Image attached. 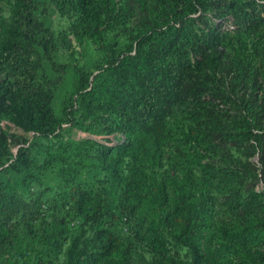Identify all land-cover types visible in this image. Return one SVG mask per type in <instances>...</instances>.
I'll list each match as a JSON object with an SVG mask.
<instances>
[{
    "label": "trees",
    "instance_id": "obj_1",
    "mask_svg": "<svg viewBox=\"0 0 264 264\" xmlns=\"http://www.w3.org/2000/svg\"><path fill=\"white\" fill-rule=\"evenodd\" d=\"M74 1L79 36L103 46L109 58L103 70L112 72L116 84L121 79L124 90L129 85L126 101L119 104L112 95L109 103L130 138L118 147L102 146L99 168L107 178L101 182L115 189V205L105 198L110 194L105 186L73 194L72 212L90 234L82 231L72 239L64 264H127L138 246L153 254L151 264H264V211L206 232L215 217L218 182L246 190L264 184V0ZM36 9L35 0H23L17 29L2 40L0 74L5 67L10 73L0 83V98L17 99L18 124L50 136L57 124L54 94L37 81L42 66L31 61L36 45L58 65L50 51L54 33ZM228 17L235 22L232 30L213 20ZM3 21L0 9V28ZM115 26H123L128 38L123 51L107 44L106 34ZM75 70L76 95L91 107L107 85L89 89L90 75ZM173 108L186 118L157 125ZM136 125L147 138L141 145L131 137ZM24 208L33 216L39 205ZM116 209L126 217L127 239L106 237L101 226L119 218ZM11 220L13 214L7 224ZM5 241L0 233V245ZM221 247L225 252L219 256Z\"/></svg>",
    "mask_w": 264,
    "mask_h": 264
},
{
    "label": "rangeland",
    "instance_id": "obj_2",
    "mask_svg": "<svg viewBox=\"0 0 264 264\" xmlns=\"http://www.w3.org/2000/svg\"><path fill=\"white\" fill-rule=\"evenodd\" d=\"M138 1L144 4L152 0ZM35 2L36 17L54 33L50 51L58 66H52L40 45H36L38 55L31 61L38 60L42 66L38 71V83L53 90L51 106L57 124L52 135H39L14 120L17 110L13 105L17 99L9 96L4 102L0 98V233L6 236L5 243L0 245V264H64L72 239L82 231L86 232L85 235L90 234L88 225H83V220L72 212L73 194L80 189L98 191L105 186L110 190L105 198L115 205V189L110 188L107 182H101L107 178V173L99 168L104 150L102 146L118 147L130 138L119 128L120 118L109 103L112 95H116L119 104L123 103L122 100L126 101L131 92L129 85L127 92L120 84L121 79L116 84L112 72L103 70L108 68L109 60L103 46L94 39H81L79 36L83 30L72 9L75 1ZM22 4L23 0H0L4 16L0 28V50L2 40L8 39L18 27V12ZM213 20L218 25L225 23L230 30L235 28L231 17L225 22ZM123 31V26L109 30L107 44L117 43L119 51L125 50L129 42ZM76 67L90 75L89 89L97 84L107 85L104 90H99L91 107L82 103L81 97L76 95L79 83ZM2 69L0 83H7L10 68ZM73 100H77V106L72 109ZM65 109L70 110L68 115ZM173 109L166 115H160L157 125L173 126L174 118L184 115L178 112L180 108ZM113 128L115 132L111 133ZM131 137H135L140 145L147 141L140 134L138 125L132 130ZM253 159L257 160L256 157ZM217 164L224 165V162L220 160ZM148 171L151 173L152 168ZM240 186L218 182L213 187L217 201L215 217L206 232L215 231L221 222L231 218H252L262 214L264 184L258 182L252 190L251 186L247 190L245 186ZM252 191L260 196L255 197ZM36 202L38 211L33 216L26 213L24 206ZM149 206L146 204L144 210ZM115 212L118 219L109 218L101 224L107 231L105 236L127 239L129 227L126 217L120 216L118 209ZM10 214H13V220L7 224ZM203 247L204 240L201 241ZM224 252L221 247L219 256ZM182 253L185 254L186 249ZM152 258L150 251L138 246L129 256L127 264H151Z\"/></svg>",
    "mask_w": 264,
    "mask_h": 264
}]
</instances>
